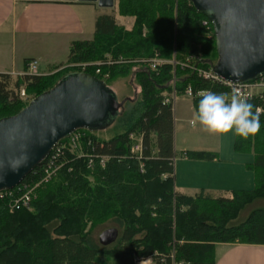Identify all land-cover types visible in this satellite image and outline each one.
Returning a JSON list of instances; mask_svg holds the SVG:
<instances>
[{"label": "trees", "instance_id": "obj_1", "mask_svg": "<svg viewBox=\"0 0 264 264\" xmlns=\"http://www.w3.org/2000/svg\"><path fill=\"white\" fill-rule=\"evenodd\" d=\"M116 1L119 15L133 17L131 28L118 24L112 15H99L93 37L73 41L67 61L93 63L85 72L107 85L116 77L132 75L138 94L127 100L126 110L117 112L110 137L77 129L83 133L85 155L65 146L55 175L34 188L31 209L13 207L12 195L0 197V264H106L103 259L136 264L147 257L154 264H169L172 259L215 264L217 243L264 244V115L258 134L248 139L235 135L233 141L235 152L253 155L246 164L253 173L252 189L214 196L204 189L188 195L174 188L172 103L164 100L172 91L173 78L178 95L191 87L195 111L197 91L221 93L229 88L179 66L173 76L171 63L150 69L147 60L155 54L177 61L193 56L197 67L212 69L218 54L215 36L207 37L201 25L207 17L191 0ZM107 55L124 62L99 64ZM24 63L26 71L29 60ZM70 72L80 70L24 73L15 78L0 73V118L27 105L19 96L21 88L33 98ZM250 102L264 108V88ZM130 135L141 137V158L131 152ZM183 153L190 159L217 158L212 151ZM89 154L108 159L104 166L95 159L88 167ZM42 163L22 183L39 182ZM243 211L247 214L240 217Z\"/></svg>", "mask_w": 264, "mask_h": 264}, {"label": "water", "instance_id": "obj_2", "mask_svg": "<svg viewBox=\"0 0 264 264\" xmlns=\"http://www.w3.org/2000/svg\"><path fill=\"white\" fill-rule=\"evenodd\" d=\"M78 1L113 5V0ZM191 2L213 26L218 59L212 71L233 84L263 75L264 0ZM126 99L130 98L118 101L106 82L93 74L70 72L18 113L0 118V191L21 183L61 138L80 128L107 127Z\"/></svg>", "mask_w": 264, "mask_h": 264}, {"label": "crops", "instance_id": "obj_3", "mask_svg": "<svg viewBox=\"0 0 264 264\" xmlns=\"http://www.w3.org/2000/svg\"><path fill=\"white\" fill-rule=\"evenodd\" d=\"M116 2L113 0L112 6L103 7L99 6L97 1L0 0V73L23 72L25 60L37 62V74L52 73L56 60L59 57H68L73 41L93 37L95 21L99 15L109 14L117 21ZM124 18L127 20L120 25L126 29L131 28L133 17ZM20 64L21 67H18ZM173 104L172 102L174 122ZM191 106L195 113L192 100ZM228 137L227 134V142ZM234 137L235 133L224 149L217 144L215 149L211 150L217 154V158L190 159L184 155L185 150H209L202 147L182 149L177 157L176 136L173 131L175 190L194 195L204 189L212 195H223L232 190L252 189L253 173L246 168V164L252 162L253 155L235 152ZM180 168L182 170L178 171ZM136 264L154 262L147 257ZM215 264H264V244L217 243Z\"/></svg>", "mask_w": 264, "mask_h": 264}, {"label": "built area", "instance_id": "obj_4", "mask_svg": "<svg viewBox=\"0 0 264 264\" xmlns=\"http://www.w3.org/2000/svg\"><path fill=\"white\" fill-rule=\"evenodd\" d=\"M201 25L203 28L206 29V34L207 37H212L214 36V31H213V26L211 21L208 18H203L201 20ZM113 62H124V59L119 58L118 60H112L111 57L107 56V59L104 62H99L100 63H106V64H111ZM194 57L189 56L185 59V61H177L174 58L171 60H166L158 54H155L152 58L147 60V64L150 67V69H157L158 65H161L163 63H171L173 65V76L175 75V68L179 66L181 69L186 68L188 70H191L197 74V76L204 78L206 80L210 81H215L223 84L224 86H227L229 88L228 93L231 92L233 88H239L246 96L252 97L255 93L260 92L264 88V74L259 76L257 79L250 81V82H244V83H230L227 81H224L223 79L219 78L213 71L212 69H204L197 67L194 63ZM93 63H84L82 65V70L81 72H85L86 67L92 65ZM99 72V69H96V73ZM24 73L28 74H37V62L36 61H30L27 64V69L26 71H23L21 73H15V75H23ZM104 77H107L105 75ZM201 91V90H199ZM176 87H175V77L173 78L172 82V91L165 97V102L166 103H174V100L176 98ZM198 92V91H197ZM196 92V93H197ZM184 93L187 96L193 97L194 92L192 91L190 86H187L184 90ZM195 93V94H196ZM19 96L21 98L26 96L25 90L23 88L20 89ZM81 131L75 130L72 132L67 138V142L63 143H57V145L49 152L48 156L44 159L43 163L41 164L40 171L43 173L41 180L39 182H35L32 185L28 186L26 183H19L15 187L7 190H2L0 191V197L4 195H12L13 199V204L12 206L15 208L19 207H25L28 208L30 206V201L31 198L33 197V191L34 188L43 181H49L53 175H55L57 169L59 168L58 164V159L59 157L63 154L62 150L65 146H69L70 148L76 147L78 144L79 140L83 137V133L80 134ZM135 135H130V138L133 139ZM141 149H142V143H141V137L138 136V142L136 143L135 147H131V152H133L137 158H141ZM74 150V149H73ZM136 150V151H135ZM80 155L83 156L85 153H83V148L79 149L78 152ZM88 160H87V166L92 167L94 164L95 159H98L99 164L101 166L105 165V162L108 159V156L106 155H94V154H89L87 155ZM144 164L141 162L140 163V168L143 169ZM38 170H36L34 173H36ZM15 190V191H14ZM169 264H186L184 262H176L174 259Z\"/></svg>", "mask_w": 264, "mask_h": 264}, {"label": "rangeland", "instance_id": "obj_5", "mask_svg": "<svg viewBox=\"0 0 264 264\" xmlns=\"http://www.w3.org/2000/svg\"><path fill=\"white\" fill-rule=\"evenodd\" d=\"M117 23L121 24L124 23L125 19L123 16L119 15L117 11H115ZM130 20V19H128ZM108 56V55H107ZM84 63L89 62H72L69 63L67 61V56L65 57H59L58 60H56L55 65L53 66V72L56 70H62L66 68H75L77 70H82V65ZM21 67V64L18 66ZM13 78L16 77L15 74H11ZM108 86L115 92L116 97L118 101H121L125 98H133L134 93L136 95L138 94L136 92V89L139 91L138 85L136 81L134 80V77L132 75L127 76H119L116 77L113 80H110L108 82ZM177 91V90H176ZM179 93V92H176ZM32 94H26L25 97L22 98L23 101H29L32 97ZM191 98L190 96H187L184 92L181 94H177L176 98L174 100V122H173V131L176 136L175 139V150H176V156H180V152L182 149H196L199 147H202L205 150L213 151L215 149L216 145H221V147L224 149L226 147V143L229 144V140H232L234 136V131H230L228 133H208L202 129V127L197 124L195 127L192 125V118L194 112L191 109ZM125 100L122 107L119 109L121 111L126 110L129 107V102ZM116 119V118H115ZM115 119L105 128L99 127L94 132L98 137L101 138H108L113 134V127L116 124ZM233 133V135H232ZM82 134V132H80ZM228 134V142L226 140V135ZM133 140V148L135 147L136 143L138 142V136H134ZM82 148V140H79L76 147L73 149L77 152H79V149ZM136 151V150H135ZM179 162H177V167L179 168ZM182 168L178 169V171H181ZM228 195V194H223ZM214 196H220L219 194H216ZM31 209V206L28 207ZM247 213L243 211L240 215V217L246 216ZM102 258V257H101ZM103 261H107L106 264H116V261L109 259H103Z\"/></svg>", "mask_w": 264, "mask_h": 264}, {"label": "clouds", "instance_id": "obj_6", "mask_svg": "<svg viewBox=\"0 0 264 264\" xmlns=\"http://www.w3.org/2000/svg\"><path fill=\"white\" fill-rule=\"evenodd\" d=\"M196 95L200 99L193 114V127L199 124L204 131L213 134L234 131L244 139L260 132L264 108L251 103L250 97L239 88H233L230 93L201 90Z\"/></svg>", "mask_w": 264, "mask_h": 264}, {"label": "flooded vegetation", "instance_id": "obj_7", "mask_svg": "<svg viewBox=\"0 0 264 264\" xmlns=\"http://www.w3.org/2000/svg\"><path fill=\"white\" fill-rule=\"evenodd\" d=\"M120 108H121V107H120ZM120 108H119V109H120ZM119 109H118V111H119Z\"/></svg>", "mask_w": 264, "mask_h": 264}, {"label": "bare ground", "instance_id": "obj_8", "mask_svg": "<svg viewBox=\"0 0 264 264\" xmlns=\"http://www.w3.org/2000/svg\"><path fill=\"white\" fill-rule=\"evenodd\" d=\"M59 143V142H58Z\"/></svg>", "mask_w": 264, "mask_h": 264}]
</instances>
